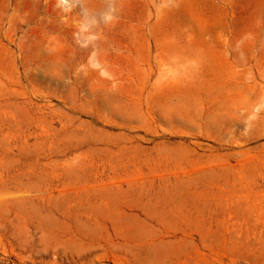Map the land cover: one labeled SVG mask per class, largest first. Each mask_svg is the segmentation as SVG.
<instances>
[{
	"label": "rangeland",
	"instance_id": "obj_1",
	"mask_svg": "<svg viewBox=\"0 0 264 264\" xmlns=\"http://www.w3.org/2000/svg\"><path fill=\"white\" fill-rule=\"evenodd\" d=\"M51 1L0 0V264H264V0Z\"/></svg>",
	"mask_w": 264,
	"mask_h": 264
},
{
	"label": "bare ground",
	"instance_id": "obj_2",
	"mask_svg": "<svg viewBox=\"0 0 264 264\" xmlns=\"http://www.w3.org/2000/svg\"><path fill=\"white\" fill-rule=\"evenodd\" d=\"M89 1L91 0H70V2H73V3L79 2V4L76 6L71 5L73 11L68 12V18L70 19L72 16L75 15L81 19L78 13L80 9L82 8L85 10H88L87 8H88ZM102 1H105V0H101L99 2L97 1V3H101ZM148 1H151V0H148ZM57 3H58L57 0H52L50 4L55 5ZM126 4H127V0H111V7H112L111 15L112 16L107 20L105 25L101 24L99 26L89 28V38L87 37L88 35L87 33L82 32V39L88 40L87 41L88 43L86 45L87 47H89V50L97 49V48L103 47L105 45H110L113 43V40L108 39V38L110 37L111 34H113V32L116 29V25L120 23L121 18L124 16ZM89 8H90V5H89ZM91 35L94 37H92Z\"/></svg>",
	"mask_w": 264,
	"mask_h": 264
}]
</instances>
